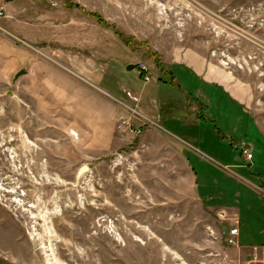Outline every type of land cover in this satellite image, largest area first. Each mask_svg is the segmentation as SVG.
Masks as SVG:
<instances>
[{
	"label": "rangeland",
	"instance_id": "obj_1",
	"mask_svg": "<svg viewBox=\"0 0 264 264\" xmlns=\"http://www.w3.org/2000/svg\"><path fill=\"white\" fill-rule=\"evenodd\" d=\"M0 12V264L264 257V248L224 246L215 218L220 208L237 211L246 245L254 226L264 230V182L251 176L264 174V0H0ZM204 61L214 81L188 64ZM52 85L81 98L68 104ZM112 98L120 105L112 134L121 141L101 151L78 113L100 106L106 117ZM190 113L206 122H191ZM192 132L212 140L202 145ZM167 135L189 149L165 158L162 145L174 143ZM180 152L213 210L191 194L173 198L190 185ZM176 174L180 185L170 182Z\"/></svg>",
	"mask_w": 264,
	"mask_h": 264
},
{
	"label": "crops",
	"instance_id": "obj_2",
	"mask_svg": "<svg viewBox=\"0 0 264 264\" xmlns=\"http://www.w3.org/2000/svg\"><path fill=\"white\" fill-rule=\"evenodd\" d=\"M184 62L187 63L186 61H184ZM126 64H128V63H126ZM188 64L190 66L192 65L194 71L197 74H199L204 80L209 81V82H211V80H213L212 77H210L208 75V72H207L208 67H209L207 61H204L203 63H201L200 64V67H198V68L192 62L191 63H188ZM22 69H24V68H22ZM47 70H53V69H47ZM26 72H27V70H26ZM47 73H48V75L50 74L48 71H47ZM102 76L101 77L99 76V77H97L98 79L95 78L94 80H96L97 82L104 83L105 79L103 80ZM111 76L112 75H110V78H109V85H111L110 87H112L114 85V84H112L114 78L112 79ZM159 79H161V78H159ZM53 81H54V78H52V75H51V81L50 82L54 83ZM217 82L219 84H222L223 87L225 86L226 89L229 91V89L227 88V87H229L228 85H224V83L222 81H218L217 80ZM51 87H52V90H55V93H57V98L58 99H61L62 101L65 100L64 98H68V96L71 97L67 93V92H69V90L64 89L65 86H62L61 85V86L58 87V86L52 85ZM56 87H58V88H56ZM126 90H128V89H123L124 93L126 92V94H127V96L125 94V97L128 98V99L135 100V98L132 96V94L129 95V93ZM73 95H74V91H73ZM72 97L74 99H72V100L70 98L67 99L68 100V104L69 103L71 104V103L77 102V97L78 98H81L80 96H77V97L72 96ZM67 100H65V101L67 102ZM83 100L85 101L87 99H83ZM115 100L116 99H113V98L108 100V101H110V104L113 106V110L109 114H107L106 117L103 115V111L101 110V107L100 106H98V107L97 106H94L92 109H89L90 110V114L87 117L86 116H83L84 115L83 113H82V115L80 113H78V116H79L78 119H79V121L85 127H90V128H93V130H95L94 131V134H93V135L96 136L95 143H99L102 146V147H100L101 151L105 150V148H107V147H110L112 144L118 143V142L121 141L119 138H115L114 137L116 134L115 135L112 134L113 133V129H112L113 114H116L117 113V109H119V106H120L118 103H116ZM65 101H64V103H65ZM126 101L127 100H125V99H123V100H118L117 99V102L122 103V106L124 105L127 108V106H129V105H127V102ZM240 102H245V100L242 99ZM205 108L206 107H203L202 109H205ZM127 112H128V110H127ZM197 114H199V113L197 112ZM193 115H195V114H193ZM193 115H192V113L189 114V118H190L189 120L191 122L198 123V125L200 124V122H206L205 120L202 121V119H201V118H204V117H198V116L192 117ZM104 131H105V133L107 135V141L103 140ZM238 136H239V134H238ZM168 137L170 138L171 136H168ZM190 138H191L192 141H197V142L201 143L202 145H206V146L212 140V136H209L208 134H204V133L199 134V132L197 134H195V133L193 134V132H192L190 134ZM171 140L174 142L172 145H170L169 143H166V145L165 144L162 145L161 151H163L165 153L164 154L165 155V158H172V159H174V154L172 152H174L177 147H182L185 150L186 149H189L188 148L189 146L184 145L183 142L179 138H177L175 135H172ZM108 142H110V144L108 146H106L108 144ZM176 144L179 145V146H177ZM250 148H251V146H250ZM180 153L182 154V152H180ZM182 156L184 157L185 167H187L189 169V171H190V176H189V183H190L189 190L183 189V188H181V186H178L176 188L177 191H174L173 192V195H180V196H174L173 198H176V197H181L182 198L183 195L181 193L191 194L192 198L196 201V203H199V205L202 208H206L208 210L211 209V207L205 206L204 203H202V200L201 199H205V198L198 197L199 191L197 190L198 189L197 183H195V177L196 176L193 174V170H192L193 168L191 169L190 165L188 164L185 153L182 154ZM253 156L254 155L252 153V157L250 159H246L245 157H243L244 162H246L245 165L248 162V165H246V167H249V169L252 166L249 162L253 159ZM162 162L169 163L167 160H164L163 158L161 159V163ZM173 163L175 164V161H173ZM178 163H179V160H178ZM252 175L255 176V177H257V178H259V180L261 182H264V174L253 173L252 172L251 173V176ZM173 177H175V179H173L170 182L171 183H174V184L178 182L177 184L180 185L181 184L180 174H176ZM151 198L153 199L154 197H151ZM161 198L164 199L163 197H161ZM211 210H213V209H211ZM215 211H217L216 212V215L219 214L220 212L223 213L222 218H217V217H215V218H216V221L218 223L223 224V227H222L223 229L221 231H224V234H223L224 235L223 236V244H224V246L231 247V248L232 247H238V248H241V249L243 248V249H246L245 251H250L249 249H252V248H264V230L263 229L255 228V226H254L253 229H255V231H256V233H254V235H253L254 242L246 245V243H244L245 240H244V238L242 237V234H241V219L238 216V212L235 211V210L227 209V208H220V209H217ZM249 223L251 225L253 222L250 221ZM248 225L249 224H247L246 226H248ZM233 227H237V234L234 237L235 238V245L229 246V245H227V244L224 243V237L228 234V230L230 228H233ZM252 253H255V251L252 252Z\"/></svg>",
	"mask_w": 264,
	"mask_h": 264
},
{
	"label": "built area",
	"instance_id": "obj_3",
	"mask_svg": "<svg viewBox=\"0 0 264 264\" xmlns=\"http://www.w3.org/2000/svg\"><path fill=\"white\" fill-rule=\"evenodd\" d=\"M1 13V12H0ZM140 71L143 73V80L144 81H148L149 80V75L147 74L148 69L147 67L142 64L139 63L138 65ZM121 123H119L117 125V128H120L121 130L124 131V127H122L121 125L126 124L127 120H124L123 118L120 119ZM242 153L244 154L246 159H250L252 157V153H251V149L249 147V145L244 146L242 148ZM223 213L220 212L219 214H217L218 218H222ZM237 234V227H233L230 228L228 230V234L224 237V243L227 245H235V235ZM201 264H235L233 262H231L230 260L227 259H221V260H217L216 256H213L212 258H210V256L208 257V261L206 263H201ZM246 264H264V257L262 258H257V257H253L252 259H250V261Z\"/></svg>",
	"mask_w": 264,
	"mask_h": 264
},
{
	"label": "trees",
	"instance_id": "obj_4",
	"mask_svg": "<svg viewBox=\"0 0 264 264\" xmlns=\"http://www.w3.org/2000/svg\"><path fill=\"white\" fill-rule=\"evenodd\" d=\"M71 5H73V4H71ZM67 6H69V5H67ZM69 7H70V6H69ZM88 15H90V16H94V17L98 18L99 23H101V24H105V25H106L105 21H104V20L102 19V17H101L100 15H98L97 13H91V12H89ZM109 26L112 28V30L114 31V33H116L117 36H118L122 41H124L126 44H129V42H131L130 39H132V38L129 37V36H125L121 31H119V30L116 28V25H109Z\"/></svg>",
	"mask_w": 264,
	"mask_h": 264
},
{
	"label": "water",
	"instance_id": "obj_5",
	"mask_svg": "<svg viewBox=\"0 0 264 264\" xmlns=\"http://www.w3.org/2000/svg\"><path fill=\"white\" fill-rule=\"evenodd\" d=\"M5 1H12V0H5ZM134 67V64L133 63H128L126 66H125V69L129 70V69H132ZM26 70L25 69H20L15 75H14V79L20 75V74H23L25 73Z\"/></svg>",
	"mask_w": 264,
	"mask_h": 264
}]
</instances>
